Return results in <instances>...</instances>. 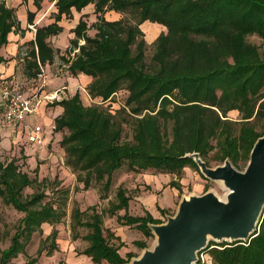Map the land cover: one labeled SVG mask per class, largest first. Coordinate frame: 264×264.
Segmentation results:
<instances>
[{
  "label": "trees",
  "instance_id": "1",
  "mask_svg": "<svg viewBox=\"0 0 264 264\" xmlns=\"http://www.w3.org/2000/svg\"><path fill=\"white\" fill-rule=\"evenodd\" d=\"M42 1L33 0L34 7L39 9ZM54 5L53 22L36 26L21 62L26 76L33 79L39 65L51 64L60 54L49 39L62 31V19H71L72 10L80 13L92 7L91 27L96 33L87 35L90 26L81 16L71 31L74 37L64 62L70 76L90 79L86 85L90 100L101 103L85 106L78 91L51 102L60 109L53 118V132L66 131L60 146L67 164L83 174L79 181L84 189L95 180L104 181L107 191L113 173L124 166L131 172L180 178L186 167L197 168L184 157L193 152L207 165L210 160L222 164L226 158L237 169L239 163L246 164L254 142L264 134V51L248 41L249 36H258L264 42V0H56ZM109 11L129 18L107 20ZM34 19L35 13L28 11L27 24L33 25ZM149 23L160 32L151 43L153 54L147 63L142 28ZM23 32L15 9L2 0L0 48L8 44L10 33ZM122 87L127 93L124 106L115 112L103 107ZM230 112H236L239 120L230 119ZM124 125H130V140H122ZM24 135L20 130L17 140ZM35 182L14 160L0 163V198L23 213L9 246L0 249V264L23 254L32 235L42 234L43 224L54 226L64 216L52 204L41 203L43 191L23 199V190ZM168 185L180 191L177 182ZM129 201L126 190L119 187L116 202L105 212L98 214L90 207L89 219L81 222L83 212L75 211L76 224L88 229L83 237L87 246L80 255L93 264L129 262L134 255L123 258L119 253L123 242L103 229L101 215L108 219L120 210L124 211L117 216L120 224L153 236L148 224L161 221L147 211L144 216L130 215ZM57 234L54 228L41 238L37 256L28 257L26 264H36L49 241L47 255L57 250ZM135 245L147 246L142 241ZM200 254L206 259L199 264H264V214L249 242L210 241Z\"/></svg>",
  "mask_w": 264,
  "mask_h": 264
},
{
  "label": "rangeland",
  "instance_id": "2",
  "mask_svg": "<svg viewBox=\"0 0 264 264\" xmlns=\"http://www.w3.org/2000/svg\"><path fill=\"white\" fill-rule=\"evenodd\" d=\"M73 11L75 10H72V14ZM45 16L46 19L42 20L43 24L53 22L52 14L50 16L46 14ZM81 16H84L82 17L83 20L90 26L86 32L87 35L93 37L96 31L91 27L92 23L95 22V15L92 7L83 9L81 13L76 12L74 17L72 15L71 19L63 18L60 24L71 34L72 29L77 25ZM123 16H125V19L129 18L128 15H121L112 11L105 14L107 20H116ZM147 27L148 28L143 27L142 30L147 42L145 48V61L148 63L153 54V45L151 43L159 34L160 29L153 24L147 25ZM73 37V34H71V37L67 34L51 37V41L49 42L51 47L53 49H59L60 54L55 56L51 64L44 66L48 80L45 92L48 95H54L56 92L57 97L53 100L55 101L67 98L69 96L68 91H70L71 94L78 91L82 103L85 106H90L95 103L100 104L101 102L99 101H91L87 93L86 85L90 82V79L83 75L72 77L67 72V65L64 59L68 57L66 49L69 46V40ZM66 41H68V44H66ZM248 41L256 44L261 52L264 51V42L258 36H249ZM29 49V46L25 45L21 46L15 54L7 51L5 53L0 52V58L3 60V63H7L6 68H13L14 73L12 75L16 81L26 76L24 73V63L20 62V59H23V51L25 50L24 52L27 53ZM0 75L7 78V76L1 72ZM67 78H71V80L67 81ZM126 96V90L122 87L112 96L110 101L102 103V106H108L110 111L115 112L120 107L124 106ZM53 101L42 100L36 113L28 119L29 124L42 126L45 139L42 146L38 147L28 144L24 140L25 136L17 140L16 135L8 131L0 133V163H7L14 160L20 171L28 174L30 179L36 180L35 183L23 190V199H27L36 192L43 191L45 198L41 203H50L64 213L61 221L54 226L43 224L42 234L34 233L24 253L12 259L8 264H26L28 257H36L40 239L48 236L54 228L58 232L55 240L57 250H54L50 256L47 255V252L50 250L49 243L51 241H49L44 251L38 256L36 264H93L89 258L79 254L87 246V242L83 237L88 233V229L76 224L77 220L74 218L75 211L77 210L80 213L83 212L80 217L81 222L89 219V215L92 212L89 209L90 207L94 206L98 214L105 212L109 209L111 203L116 202V192L119 187L126 190L130 200H134V203H131L128 208V213L130 215L144 216L147 211L145 208H148L151 203V200L149 201L148 198L151 197L153 202H157L156 206H158L160 210H163V213H161L159 210L158 212L153 209L154 215L158 216L161 222L165 221L167 215L172 216L175 213L182 197L194 194L202 195L207 191H213L219 197L224 195V190L219 183L206 179L200 173L199 169H197L198 167L195 168L192 166L186 167L180 178H177L175 175H167L159 172H153V174L149 173L152 176L145 177V180H147L145 182H148V185L144 183L143 177L141 178L138 176L139 174L145 175L144 172H131L124 166L113 173L112 182L107 191L103 188L104 181L96 182L95 180L91 181L88 189H84L83 183L79 181V176H83V174L79 171H73L72 167L67 164L65 152L60 146V140L62 136L66 134V131L58 133L53 132V118L59 114V109L51 104ZM228 116L230 119L239 120V115H237L236 112H230ZM131 134L130 125H124L122 140H130ZM218 165L220 164L210 160L208 166L214 168ZM244 166V163H239L238 169L242 171ZM170 181H175L180 184V191L170 188L168 185ZM139 195H142V198H144V203L137 202L136 199H134ZM119 213L120 216H122L124 211L120 210L113 216H109L108 219H104L105 215H101L103 216V229L107 232V229L110 230L109 227L112 225L113 227H111L116 228L119 235L124 239V245L119 249V253L123 258H126L128 253L134 255L132 258L138 257L144 248L140 249L135 245V242H145L147 245L145 248H149L153 243L154 237L145 236L135 227L123 226L120 224V221L117 219ZM22 217L23 213L5 204L0 198V249H5L9 246L10 239ZM115 237L118 236L115 235ZM102 264L106 263L103 262Z\"/></svg>",
  "mask_w": 264,
  "mask_h": 264
},
{
  "label": "water",
  "instance_id": "3",
  "mask_svg": "<svg viewBox=\"0 0 264 264\" xmlns=\"http://www.w3.org/2000/svg\"><path fill=\"white\" fill-rule=\"evenodd\" d=\"M200 173L217 182L222 197L213 191L182 197L175 213L159 224H148L154 237L149 248L126 264H199L209 242L249 240L264 214V134L256 139L241 171L229 158L211 168L198 153H187Z\"/></svg>",
  "mask_w": 264,
  "mask_h": 264
},
{
  "label": "built area",
  "instance_id": "4",
  "mask_svg": "<svg viewBox=\"0 0 264 264\" xmlns=\"http://www.w3.org/2000/svg\"><path fill=\"white\" fill-rule=\"evenodd\" d=\"M33 29V26H29ZM25 51V50H24ZM23 51V58L27 55ZM33 92L26 94L21 86H13L7 80L0 79V133L8 131L18 137L20 130H24L26 142L35 146L44 144V130L37 124H29L28 119L32 117L39 107L42 100L53 101L54 95L41 93L45 92L47 87V75L43 66L39 65V73L31 79ZM203 254L199 255V262L205 261Z\"/></svg>",
  "mask_w": 264,
  "mask_h": 264
},
{
  "label": "crops",
  "instance_id": "5",
  "mask_svg": "<svg viewBox=\"0 0 264 264\" xmlns=\"http://www.w3.org/2000/svg\"><path fill=\"white\" fill-rule=\"evenodd\" d=\"M1 1L2 0H0V3H1ZM3 2L5 3V6L7 8H14L15 9V14L17 15V18H18V20L20 22V27H21V29L24 32L21 35L20 34L10 33L8 35V44L5 45V46H2L0 48V52L1 53H5L6 51L10 52L12 54L17 53L21 46H25V45L28 44L29 41L33 40L36 26L47 25V24H43L42 23V20L46 19L45 15L47 14L48 16H50L51 14L56 13V7L54 5L56 0H51V1L43 0L41 2V4H40L41 7L39 9L34 7L33 0H26V1H24V0H3ZM28 11L35 13V19H34V24L33 25H28L27 24L26 15H27ZM75 13H76V11H73V14H72L73 17L75 15ZM49 23H51V22H48V24ZM59 25L62 27V25L60 23H59ZM29 26H33L34 31L32 29H31L32 30L31 31ZM61 34H67L69 37H71V34H73V33L71 32V34H69L68 30H65L63 28L62 31L57 36H60ZM50 41H51V38L49 39V42ZM81 42L82 41H80V43ZM66 44H68V41H66ZM21 61H22V59H20V62ZM6 64H4L3 62L0 63V72L7 76V78L4 77V76H1V78L7 80L10 85L21 86L24 89L26 94H29V93L33 92V89H32L33 85L30 84V82H29L30 79L27 76H24L19 81L14 80L13 75H12L14 73L13 72V68L12 69L6 68ZM47 65H45V66H47ZM69 80H71V78H67V81H69ZM69 86H70V83H69ZM68 94L70 96L73 93L71 94L70 91H68ZM59 113H60V109H59ZM138 176L141 177V178L143 177L144 183L146 185H148L149 183L145 182V181H147V180H145L146 179L145 177H151L152 175L151 174H145V175L139 174ZM149 196H147V197H149ZM134 199H136L137 202L139 201L141 203H144V198H142V195H139L138 197H136ZM148 199H149V201L151 200V203H150L149 207L148 208L146 207L145 209L147 210V212H149L152 215V217L154 219L159 220V217L154 215L155 213L153 212V209L157 210V211L160 209L158 206H156L157 202H153V199L151 197H149ZM133 201H134L133 199L130 200L129 201V205H131V203H134ZM119 215H120V213H119ZM111 226L109 227L111 232H113V233L115 232L114 234L116 236H118L121 239L122 242H124V239L119 235V233L117 232V229L116 228H112L113 226L112 227Z\"/></svg>",
  "mask_w": 264,
  "mask_h": 264
}]
</instances>
